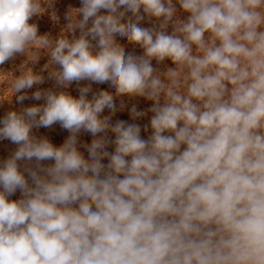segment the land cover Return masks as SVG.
Wrapping results in <instances>:
<instances>
[{
    "label": "clouds",
    "instance_id": "clouds-1",
    "mask_svg": "<svg viewBox=\"0 0 264 264\" xmlns=\"http://www.w3.org/2000/svg\"><path fill=\"white\" fill-rule=\"evenodd\" d=\"M81 5L65 17L72 38L52 40L29 23L41 0H0V65L46 49L57 87L109 83L115 97L152 101L130 109L133 121L152 113L151 133L111 123L124 101L118 109L108 91L88 99L91 83L78 99L36 91L43 105L7 112L0 140L17 148L0 161V264H264V0ZM145 17L152 27L140 26ZM117 35L143 55L126 54ZM43 82L27 71L12 91ZM57 123L70 133L59 147L31 134ZM81 131L93 137L87 157Z\"/></svg>",
    "mask_w": 264,
    "mask_h": 264
},
{
    "label": "trees",
    "instance_id": "trees-1",
    "mask_svg": "<svg viewBox=\"0 0 264 264\" xmlns=\"http://www.w3.org/2000/svg\"><path fill=\"white\" fill-rule=\"evenodd\" d=\"M43 11L40 14L34 15L30 20V24H36L38 26V35H49L50 39H58L61 35H66L69 39L72 38V33L67 32L66 25L68 21L66 20V15L72 11L79 9L81 5V0H41ZM123 11V8L120 9ZM178 15L181 19L186 18L188 15L179 9L177 5ZM101 14H107L105 10H101ZM141 14H143L141 10ZM131 15V13H127ZM125 17V19H126ZM77 19H82V15H78ZM155 23V19L149 21L147 17L141 22V27H152ZM91 26V21L89 22ZM171 27H169L168 32L171 34ZM79 29L75 31V35L79 37ZM116 41L124 48L125 53H132L134 55H143V49L136 44L127 41V38L115 37ZM93 45L96 41H92ZM96 49L94 48V51ZM50 57L46 49L39 48L38 46L30 47L24 54H17L15 58L6 61L3 65H0V120L3 119L5 114L9 111L20 112L24 108L32 106H40L45 103L44 99L34 100L31 99L33 93L36 91H46L52 90L59 93L60 91L67 92L74 98H79L80 87L88 86L91 83L92 91L88 94V99L92 98L94 93L99 91H108L112 93L115 97V89L110 86L109 83L97 84L90 81H81L79 84L73 82L67 88H60L56 86L55 80L49 78V73L58 70L59 65H52L49 63ZM154 67H158L164 70L166 67H174L170 60H165L162 64L157 65L156 61H152ZM48 65L45 69V65ZM27 71H32L35 74H40L44 77V82L42 84L33 85L31 89H27L22 93H13L12 84L14 80L21 74ZM21 94H26L29 99H25L22 103L17 102L16 97ZM121 99H123L125 107L122 110H118L115 114H111V123H115L117 120H124L128 123H137L141 126V136L147 138L151 133L149 128L148 132L143 131V126L149 124L152 113L148 112L144 117L133 121L130 115V109L133 105L136 106L138 111H147L152 106V101H148L143 97H115V103L119 109ZM103 116L110 115V111L105 109L101 114ZM32 135L37 138H47L55 146H61L65 139L70 135L67 130L61 128L60 124H54L50 128H33ZM109 136L114 139V134L109 133ZM93 137L90 133L81 131L78 134V150L81 151L85 157L88 153L86 149L82 146L84 144H90ZM17 148V145L13 144L7 139L0 140V161L7 159ZM109 151L113 148L110 146ZM45 164H50L52 161H46ZM107 163V161H105ZM23 167V165H22ZM21 197V193L18 190L14 195L9 197V200H18Z\"/></svg>",
    "mask_w": 264,
    "mask_h": 264
}]
</instances>
